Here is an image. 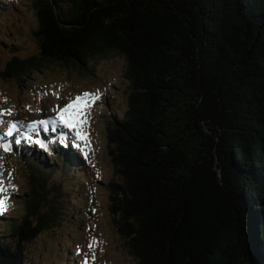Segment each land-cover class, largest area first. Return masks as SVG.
I'll list each match as a JSON object with an SVG mask.
<instances>
[{"label":"trees","instance_id":"obj_1","mask_svg":"<svg viewBox=\"0 0 264 264\" xmlns=\"http://www.w3.org/2000/svg\"><path fill=\"white\" fill-rule=\"evenodd\" d=\"M32 6L41 57L14 59L6 76L27 74L40 60L84 66L116 52L127 61L128 105L108 126L121 181L108 187L120 233L139 263L264 264V0ZM55 150L52 160L30 153V166L42 168L23 199L25 220L39 216L40 223L21 236L23 224L0 219V264H24L19 245L39 233L42 202L67 195L47 174L71 173L80 158L68 145ZM245 214L250 257L241 241Z\"/></svg>","mask_w":264,"mask_h":264},{"label":"rangeland","instance_id":"obj_2","mask_svg":"<svg viewBox=\"0 0 264 264\" xmlns=\"http://www.w3.org/2000/svg\"><path fill=\"white\" fill-rule=\"evenodd\" d=\"M37 26L32 0H0V137L4 138L0 140V200L6 204L0 219L13 218L16 225L23 224L22 230L40 223L39 216L25 220L23 199L34 191L32 175L38 172L37 167L42 168L39 164L30 166L26 154L18 157L15 145L11 146L12 151L2 145H10L11 139L23 141L32 147L25 149L29 155L37 149L32 144L34 137L47 146L45 150L39 145V154L51 156L52 140L67 137L65 142L81 145L77 148L82 157L80 167L71 173L47 174L48 184L55 181L67 195L62 201L49 197L42 202L39 215L44 221L39 233L19 245L24 251V264H140L120 233L119 215L112 211L108 187L110 180L121 181L110 155L108 126L111 115L121 116L128 105L127 61L116 52L92 57L84 66L40 60L38 67L24 70L27 74L6 76L14 59L41 57L34 33ZM84 92L99 94L91 106L87 144L76 139L75 130L59 122L56 111ZM41 120L56 123L43 126L38 123ZM32 122H37L35 131L27 127ZM13 123L17 130L9 136ZM53 190L49 188L48 194Z\"/></svg>","mask_w":264,"mask_h":264},{"label":"snow or ice","instance_id":"obj_3","mask_svg":"<svg viewBox=\"0 0 264 264\" xmlns=\"http://www.w3.org/2000/svg\"><path fill=\"white\" fill-rule=\"evenodd\" d=\"M97 99H99L98 93L93 94L89 92H84L81 95H77L74 99H70L69 103L65 104L63 107H58L56 110L57 119L59 120V122L62 123L65 128L75 130L76 139L79 141H84L85 144L90 143L88 139V132L86 129L89 123V117L91 115L92 103H94ZM4 111L7 112L9 110ZM38 123L40 125L47 126L49 123L55 124L56 121L41 120ZM36 124L37 122H32L27 127L32 131H35ZM16 130L17 126L15 123H13L7 135H12V132ZM25 138L29 141L32 140L31 136H26ZM3 139V137H0V140ZM66 139L68 138L62 136L61 142L64 143ZM16 143H19V141L17 140ZM35 143L39 144L42 148H45V150H47V146L44 144L43 141L36 140ZM73 144L77 148L81 147V145L78 143L73 142ZM2 146L5 148V150H9L10 146L8 144L5 143ZM85 155H87V153H85ZM4 210H6L5 201L0 200V211Z\"/></svg>","mask_w":264,"mask_h":264},{"label":"water","instance_id":"obj_4","mask_svg":"<svg viewBox=\"0 0 264 264\" xmlns=\"http://www.w3.org/2000/svg\"><path fill=\"white\" fill-rule=\"evenodd\" d=\"M244 227L242 224V233H241V241H242V247L244 249L245 255L247 257L251 256V233H250V224H249V216L248 214H245L244 216ZM32 230L31 226H26L22 232H21V236L22 235H26L27 233H29Z\"/></svg>","mask_w":264,"mask_h":264}]
</instances>
